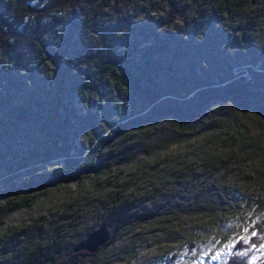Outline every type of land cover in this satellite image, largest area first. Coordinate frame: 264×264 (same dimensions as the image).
<instances>
[{
  "label": "rangeland",
  "instance_id": "374dc122",
  "mask_svg": "<svg viewBox=\"0 0 264 264\" xmlns=\"http://www.w3.org/2000/svg\"><path fill=\"white\" fill-rule=\"evenodd\" d=\"M172 1L125 0L117 9L112 6L106 10L90 31L74 29L72 14L60 16L64 26L58 37L53 38L52 49L64 55L62 63L69 69L67 77L76 79L81 89L79 93L71 90V81L65 78L68 90L63 104L75 108L84 120L88 112H97V133L105 141L98 142L91 131H84L73 121L74 128L69 133L75 145L72 154L85 150L84 157L98 159L100 163L124 142L133 159L125 164L114 163L107 171L96 166L69 182H55L37 187L32 193L8 194L1 199L0 205L5 201L26 203L4 218L0 229L1 257H13L19 250L24 257L20 264H37L40 255L53 258L63 248L73 247L78 239L85 240L97 231L114 203L119 208L126 201L131 206L141 205L139 216L150 214L151 208H157L158 214L164 216L130 226L105 252L102 264L222 263L240 239L249 240L256 232L255 224L264 218L262 118L219 102L209 112L201 132L179 141V132L170 119L157 123L158 117L136 100L132 92L120 87L110 76H99L95 66L83 65L80 58L83 46L112 44L125 51L138 45L144 53L143 48L155 46L170 35L185 42L183 46L189 43L199 47L205 42L206 34L215 33L214 54L206 49L199 51L206 62H229L235 75L239 73V65L262 70L264 16L256 17L259 10H264V2L253 5L243 1L240 5L239 0H197L193 4L191 0H175L180 13L187 9L180 18V13L171 7ZM172 17L176 20L170 23ZM250 20L256 22L250 43L258 53L255 57H238L247 45L242 29ZM195 52L198 53L197 49L192 55ZM33 57L34 66L40 65V53L34 52ZM158 58H171L169 70L163 72L165 82L190 72L187 58L175 60L167 53ZM255 58H258L256 64ZM5 65L11 69L12 76L21 77L4 60L0 61V73L6 72ZM2 95L14 105L19 102L17 89H12L10 95ZM122 114L128 117L122 122L127 128L114 137L113 130L118 128V117ZM137 117L141 122L129 126V121ZM50 131L54 133L55 129ZM29 133L38 143L37 148L49 138L36 121L30 124ZM25 143L22 137L17 138L16 149L23 150ZM44 168L48 170L50 164L35 169ZM21 185L19 182L16 187ZM209 194H222L237 209L222 217L207 215L201 204ZM131 250L135 252L132 258Z\"/></svg>",
  "mask_w": 264,
  "mask_h": 264
},
{
  "label": "trees",
  "instance_id": "16d2710c",
  "mask_svg": "<svg viewBox=\"0 0 264 264\" xmlns=\"http://www.w3.org/2000/svg\"><path fill=\"white\" fill-rule=\"evenodd\" d=\"M191 1L195 4L197 0ZM239 1L240 5L243 1L253 5L264 2ZM124 2L125 0H0V61L12 64L21 76H12L7 65L6 72L0 73V89L3 91L0 93V172H4L0 174V200L8 194L32 193L37 187L55 182H69L81 173L96 169V166L107 171L114 163L125 164L133 159L132 152L128 148L126 150L124 142L100 163L98 159L84 157L85 150L72 154L75 145L74 141L69 139V133L74 128L73 121H77L84 131H91L98 137V142L105 141L97 133V112H88L84 120L75 108L63 104L64 93L68 90L65 78H69V69L62 63L64 55L53 50L51 44L53 38L58 37L59 31L63 29L61 15L72 14V26L77 31H90L106 10L112 6L117 9ZM171 7L174 12L180 13L175 0L171 2ZM263 16L264 10H259L256 18ZM172 19L170 18V23L176 20L174 17ZM248 23V26L242 29L247 45L238 57H255L258 53L257 48L250 43L256 22L250 20ZM205 37V42L195 47L189 43L183 46L185 42L179 41L175 35H170V38L160 40L155 46L143 48L144 53L140 52L138 45L125 51L112 44L83 46L80 58L83 65L95 66L99 76H110L120 87L132 92L136 100H140L145 107L150 108L151 114L158 117L157 123L165 118L170 119L173 128L179 132V141L190 134L201 132L209 112L219 102L227 103L243 113H254L264 120V66L262 70L255 71L239 65V73L235 75L231 71V64L228 65L229 62H206L200 57L199 51L206 49L213 55L216 34H206ZM195 49L198 53L192 55L191 52ZM34 52H39L42 57L40 65L34 66ZM133 52H136L135 57ZM165 53L172 55L175 60L187 58L190 72L165 82L163 72L166 68L169 70L171 58H158ZM257 61L258 58H255L254 64ZM170 67L172 68V65ZM196 70L199 72L196 73ZM39 73L41 77L37 78ZM69 80V88L81 92L79 82L73 77ZM87 87L91 88V84ZM12 89H17L20 94L16 105L11 103V100L6 101L2 95H10ZM127 118L125 114L118 117L120 124L113 130L114 137L127 128V125L122 124ZM141 120L139 117L134 118L128 125H137ZM35 121L41 125V130L49 135L40 148H37L38 143L32 140L29 133L30 124ZM53 129L55 132L51 133L50 130ZM21 137L24 143L26 142L25 148L17 150L20 148L16 149L15 143L17 138ZM48 164L51 167L48 170L35 169ZM19 182L22 185L16 187ZM211 195L209 194L208 199L201 204L203 212L207 215L222 217L225 213L237 209V205L232 200H225L222 194ZM25 204L23 200L17 203L5 201L0 205V229L5 216L11 211L23 208ZM128 204L126 201L119 208L114 207L116 203L112 205L103 222L108 226L111 239L96 253H74L76 246L83 241L80 238L73 247L69 245L63 248L64 251L57 253L53 258L48 259L40 255L37 264H102L105 252L130 226L135 223L145 224L156 216H164L158 214L157 208H151L150 214L139 216L141 205ZM255 229V235L249 240L240 239L231 248L224 262L212 264H264V218L255 224ZM49 232L50 230L47 235ZM129 255L130 258L134 257V250H131ZM23 260V251L19 250L17 255L10 258L0 256V264H20Z\"/></svg>",
  "mask_w": 264,
  "mask_h": 264
},
{
  "label": "water",
  "instance_id": "95a60500",
  "mask_svg": "<svg viewBox=\"0 0 264 264\" xmlns=\"http://www.w3.org/2000/svg\"><path fill=\"white\" fill-rule=\"evenodd\" d=\"M195 1L196 0H193V2ZM186 13L187 9L183 10L179 14V17L182 18ZM110 239L111 234L109 232L108 226L107 224H103L97 231L89 234L85 240L81 241L74 249V253L86 251L89 254H94L107 243H109Z\"/></svg>",
  "mask_w": 264,
  "mask_h": 264
},
{
  "label": "snow or ice",
  "instance_id": "6c2138e0",
  "mask_svg": "<svg viewBox=\"0 0 264 264\" xmlns=\"http://www.w3.org/2000/svg\"><path fill=\"white\" fill-rule=\"evenodd\" d=\"M253 235H255V233H253Z\"/></svg>",
  "mask_w": 264,
  "mask_h": 264
}]
</instances>
